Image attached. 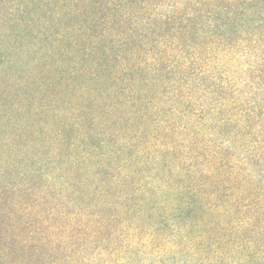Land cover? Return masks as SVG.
<instances>
[{
	"label": "trees",
	"instance_id": "16d2710c",
	"mask_svg": "<svg viewBox=\"0 0 264 264\" xmlns=\"http://www.w3.org/2000/svg\"><path fill=\"white\" fill-rule=\"evenodd\" d=\"M0 83V264H264V0H0Z\"/></svg>",
	"mask_w": 264,
	"mask_h": 264
},
{
	"label": "rangeland",
	"instance_id": "374dc122",
	"mask_svg": "<svg viewBox=\"0 0 264 264\" xmlns=\"http://www.w3.org/2000/svg\"><path fill=\"white\" fill-rule=\"evenodd\" d=\"M64 43L66 44V41H64ZM46 44V43H44ZM66 47V45H65ZM41 53V52H40ZM4 85L0 83V115H4V114H7L10 109H9V105L11 104V101H6L4 100L5 96L1 95V91L2 89H4ZM4 118V117H3ZM6 118H4L5 120ZM1 121V120H0ZM1 123V122H0ZM1 127V130L3 131V126L0 125Z\"/></svg>",
	"mask_w": 264,
	"mask_h": 264
}]
</instances>
